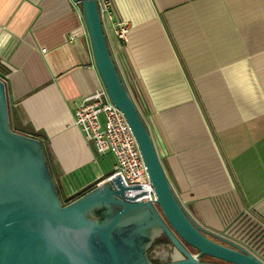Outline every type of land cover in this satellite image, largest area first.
<instances>
[{"label":"crops","instance_id":"crops-1","mask_svg":"<svg viewBox=\"0 0 264 264\" xmlns=\"http://www.w3.org/2000/svg\"><path fill=\"white\" fill-rule=\"evenodd\" d=\"M110 2L129 32L119 43L103 18L108 46L184 211L236 243L237 218L264 230V0ZM0 79L11 129L41 141L61 196L111 176L73 122L103 88L77 4L0 0Z\"/></svg>","mask_w":264,"mask_h":264},{"label":"water","instance_id":"water-1","mask_svg":"<svg viewBox=\"0 0 264 264\" xmlns=\"http://www.w3.org/2000/svg\"><path fill=\"white\" fill-rule=\"evenodd\" d=\"M71 1L81 9L107 97L137 142L155 206L126 197L128 188L117 177L74 199L61 196L41 141L11 129L6 85L0 79V264H206L199 260L203 256L228 264H264L184 211L118 71L96 0ZM160 239L169 246L170 260L155 263L149 250Z\"/></svg>","mask_w":264,"mask_h":264},{"label":"built area","instance_id":"built-area-1","mask_svg":"<svg viewBox=\"0 0 264 264\" xmlns=\"http://www.w3.org/2000/svg\"><path fill=\"white\" fill-rule=\"evenodd\" d=\"M96 2L101 19L109 21L115 39L121 44L126 43L128 23L114 19L110 0ZM73 115L74 125L95 155L113 158L114 168L110 177L119 178L128 188L126 197L134 202L148 201L155 206L156 197L137 142L123 114L109 101L104 88L85 97Z\"/></svg>","mask_w":264,"mask_h":264},{"label":"rangeland","instance_id":"rangeland-1","mask_svg":"<svg viewBox=\"0 0 264 264\" xmlns=\"http://www.w3.org/2000/svg\"><path fill=\"white\" fill-rule=\"evenodd\" d=\"M107 161H109V158ZM235 222L236 224L233 227V230L235 229L234 233L237 234L235 237L239 238V240L235 237L234 238L237 240L238 244L240 243L250 250H253L255 253L261 254V258H264V230L256 227L255 225H247L238 218ZM168 247L169 246L165 242L161 240L156 241V244L149 250V257L153 259L157 257L156 254L166 253Z\"/></svg>","mask_w":264,"mask_h":264},{"label":"flooded vegetation","instance_id":"flooded-vegetation-1","mask_svg":"<svg viewBox=\"0 0 264 264\" xmlns=\"http://www.w3.org/2000/svg\"><path fill=\"white\" fill-rule=\"evenodd\" d=\"M217 235V234H216ZM219 236V235H218ZM221 237V236H220ZM223 238V237H222ZM225 239V238H224ZM161 241H163V242H165L164 241V239H160ZM211 240H213V241H215V242H218L217 240H215V239H211ZM226 240H228V239H226ZM228 241H230V240H228ZM230 242H232V241H230ZM218 243H220V242H218ZM233 243H235V244H237V245H240L242 248H244L245 250H247L249 253H251L252 255H254L256 258H258L255 254H254V252H252V251H250V249L249 248H247L246 246H244V245H241L240 243L238 244V243H236V242H233ZM156 244V243H155ZM220 244H223V243H220ZM183 245H184V247L189 251V252H191V254L193 255V256H195V255H197V253H196V251H194L193 249H191L189 246H186V244H184L183 243ZM156 258H153L152 259V261L153 262H155V263H158V262H160V261H164V260H170V254H169V248H168V250H167V252L166 253H162V254H156ZM261 262H264V261H262L260 258H258ZM199 260H200V262H202V263H206V264H228L227 262L226 263H224V262H222V261H219V260H216V259H213V258H210V257H206V256H203V257H201V258H199Z\"/></svg>","mask_w":264,"mask_h":264},{"label":"bare ground","instance_id":"bare-ground-1","mask_svg":"<svg viewBox=\"0 0 264 264\" xmlns=\"http://www.w3.org/2000/svg\"><path fill=\"white\" fill-rule=\"evenodd\" d=\"M159 252V251H158ZM160 253V252H159Z\"/></svg>","mask_w":264,"mask_h":264},{"label":"trees","instance_id":"trees-1","mask_svg":"<svg viewBox=\"0 0 264 264\" xmlns=\"http://www.w3.org/2000/svg\"><path fill=\"white\" fill-rule=\"evenodd\" d=\"M80 196V195H79Z\"/></svg>","mask_w":264,"mask_h":264}]
</instances>
